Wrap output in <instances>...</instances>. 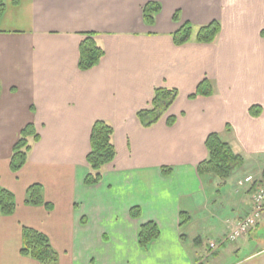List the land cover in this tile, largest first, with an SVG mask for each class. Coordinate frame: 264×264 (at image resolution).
<instances>
[{"label": "crops", "instance_id": "obj_1", "mask_svg": "<svg viewBox=\"0 0 264 264\" xmlns=\"http://www.w3.org/2000/svg\"><path fill=\"white\" fill-rule=\"evenodd\" d=\"M151 2L161 6L152 26L143 17ZM5 3L0 186L14 194L16 211L0 216V264H40L21 254L24 228L48 237L58 264L217 261L221 252L206 258L208 241L230 233L250 212L251 187H239L238 181L260 180L264 172V162H257L264 159V111L250 115L252 106L264 109V0ZM215 21L222 30L214 44H174L182 24L199 28ZM85 34H95L105 56L82 72L79 46ZM205 79L214 95L191 100ZM157 88L177 89L179 95L156 125L145 128L137 113L150 108ZM170 116L176 117L172 127ZM96 121L113 126L117 156L100 184L86 186ZM29 124L40 140L14 174L13 148ZM213 133L245 160L225 184L201 178L197 170L208 157L206 140ZM164 167L172 170L169 176ZM36 184L52 210L26 204L27 191ZM134 207L141 209L139 219L131 216ZM181 212L190 215L183 227ZM149 222L158 225L160 238L145 251L138 232ZM262 224L264 216L256 230Z\"/></svg>", "mask_w": 264, "mask_h": 264}, {"label": "trees", "instance_id": "obj_2", "mask_svg": "<svg viewBox=\"0 0 264 264\" xmlns=\"http://www.w3.org/2000/svg\"><path fill=\"white\" fill-rule=\"evenodd\" d=\"M5 0H0V23L6 12ZM161 12V6L157 3H148L143 9L144 21L147 25H154L156 16ZM174 21L179 22V13L174 16ZM222 30L221 24L217 21L206 26L195 27L190 23L180 26L178 31L173 34V41L176 46H183L190 42L199 44H214ZM264 36V31H263ZM105 56L104 49L95 40V34H85L79 46V70L82 72L90 71L97 67ZM2 85L0 83V95ZM179 92L177 89L157 88L149 109L139 111L137 117L145 128L156 125L164 115L168 113ZM214 95V88L208 79L202 81L196 92L190 96L191 100L199 97H211ZM264 109L261 106H252L250 115L259 117ZM176 123V117L170 116L167 120L169 127ZM114 128L108 122L96 121L91 130L90 145L91 150L87 156L89 173L85 178L86 186H95L103 181L106 167L114 162L117 156L114 144ZM40 140L36 128L33 124L27 125L21 132L19 141L15 144L10 161V169L17 174L27 163L33 144ZM208 157L198 165V174L204 179H217L226 183L238 169L244 164V158L236 154L231 145L224 142L216 134H210L206 140ZM165 175L169 176L172 172L170 168H162ZM264 185V172L261 179ZM256 187V184L255 186ZM26 204L30 206H44L52 210V205L45 202L42 186L36 184L29 187L27 191ZM16 211V198L14 194L0 186V216H12ZM131 216L134 219L141 217V209L134 207L131 209ZM180 227L187 225L190 215L186 212L180 214ZM255 231V230H254ZM185 236H182V238ZM160 238V229L155 222L143 224L139 228L138 243L143 250H148L150 245ZM198 241V240H197ZM21 254L30 257L40 264H58V254L52 248L48 237L35 230L23 229V247ZM218 253H214L216 257Z\"/></svg>", "mask_w": 264, "mask_h": 264}, {"label": "rangeland", "instance_id": "obj_3", "mask_svg": "<svg viewBox=\"0 0 264 264\" xmlns=\"http://www.w3.org/2000/svg\"><path fill=\"white\" fill-rule=\"evenodd\" d=\"M257 162H264V159H257ZM246 169L247 167L243 170ZM194 200L199 201V198ZM220 252V258L213 264H264V225L255 230L250 239L243 238L236 243L227 242Z\"/></svg>", "mask_w": 264, "mask_h": 264}, {"label": "built area", "instance_id": "obj_4", "mask_svg": "<svg viewBox=\"0 0 264 264\" xmlns=\"http://www.w3.org/2000/svg\"><path fill=\"white\" fill-rule=\"evenodd\" d=\"M254 178L248 176L244 180L239 181L240 187H245L248 184H253ZM264 215V186L253 191L251 196V211L250 214L239 221L232 231L219 241H212L208 243L210 254L216 252L221 246L227 242H238L248 235L261 221Z\"/></svg>", "mask_w": 264, "mask_h": 264}]
</instances>
